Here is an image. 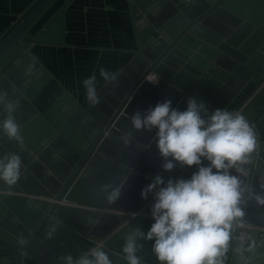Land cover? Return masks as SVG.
I'll use <instances>...</instances> for the list:
<instances>
[{
	"label": "water",
	"instance_id": "obj_1",
	"mask_svg": "<svg viewBox=\"0 0 264 264\" xmlns=\"http://www.w3.org/2000/svg\"><path fill=\"white\" fill-rule=\"evenodd\" d=\"M53 2L40 0L26 14L29 5L0 41V92L18 101L14 116L23 137L20 145L0 131V157L17 153L23 163L16 185L0 182V264H20L23 255L41 264H51L61 254L76 258L109 233L113 237L101 248L113 264H126L125 236L136 227L147 233L154 223V201L144 211L146 218L125 214L137 213L153 197L150 193L143 199L141 191L157 174L167 182L184 168L177 164L164 171L153 140L156 129L135 132L130 116L137 111L143 115L165 100L184 111L189 97L204 101L209 112L224 109L253 78H264V0H133L138 51L117 73L121 88L108 83L100 89L96 107L77 104L26 49L28 30ZM53 27L37 41L46 42ZM150 74L162 80V87L148 80ZM4 115L0 107V120ZM252 126L261 143L242 179L254 192L264 193V112ZM129 131L134 139L125 147L121 136ZM197 170L192 166L181 178L190 179ZM103 184H124L115 204L106 203ZM54 225L55 234L48 239ZM243 226L257 243L247 264H264V206L250 199ZM241 233L236 228L232 233L225 264H240L248 252L238 241ZM21 238L27 244L21 246ZM139 243L143 264H159L154 240Z\"/></svg>",
	"mask_w": 264,
	"mask_h": 264
},
{
	"label": "clouds",
	"instance_id": "obj_2",
	"mask_svg": "<svg viewBox=\"0 0 264 264\" xmlns=\"http://www.w3.org/2000/svg\"><path fill=\"white\" fill-rule=\"evenodd\" d=\"M99 77L106 83L118 84V74L103 67L99 69ZM82 84L86 102L98 106L101 99L97 74L94 72ZM0 107L5 114L0 120V131L9 141L23 145L21 126L14 116L18 101L0 92ZM130 123L135 132L156 129L153 140L164 161V171H172L177 164L196 166L198 170L190 179L170 178L167 182L157 174L142 189L143 199L153 194L150 214L154 223L147 233L136 227L125 236L122 258L126 264H143L138 255L143 250L141 240H154L152 252L159 264H225L232 233L236 227L243 226L248 201L252 199L258 206H264V193L254 192L242 179L248 174L245 166L260 147L253 126L241 111L216 108L209 112L206 103L195 97L188 98L184 111L173 108L171 100H165L143 115L137 111L130 116ZM133 139L132 131L121 136L125 147H130ZM204 160L209 163L204 165ZM22 166L17 153L0 157V182L16 185L22 177ZM124 184L101 185L107 204L118 201ZM138 215L130 214L131 219ZM55 231L54 225L47 238L52 239ZM19 243L23 246L27 240L21 238ZM255 247L253 242L248 251ZM58 259L60 264H113L108 252L99 246L90 247L76 258L61 254Z\"/></svg>",
	"mask_w": 264,
	"mask_h": 264
},
{
	"label": "crops",
	"instance_id": "obj_3",
	"mask_svg": "<svg viewBox=\"0 0 264 264\" xmlns=\"http://www.w3.org/2000/svg\"><path fill=\"white\" fill-rule=\"evenodd\" d=\"M39 1L0 0V41L5 39L8 33L14 29L24 10L33 4L30 10L26 12L27 14ZM132 1L54 0L28 30L31 41L26 49L64 91L83 107H87L89 104L86 102V93L82 81L95 72L99 94L100 89L108 84L99 77V69L103 67L111 72L119 73L127 67L138 51L136 29L131 11ZM50 25H54V27L48 31L47 41H37V38ZM258 78L260 81H258ZM253 79L251 81L255 82V88H249L251 82L248 83L245 86L246 89L243 88L246 92L244 90L243 95L237 94V97L239 95L241 97L239 99H247L245 97L249 92H252V95L259 92L257 91L258 86L264 79L261 80V77L258 76ZM151 83L156 85V82ZM162 85L163 82H161V87ZM115 88H121V84L119 82L118 84L115 83ZM109 92L116 95L114 90H109ZM260 92L258 93V96H260L257 104L261 111L259 110L260 115L258 118L264 112V92L261 94ZM238 102H241V100H238ZM226 109L231 111L229 106ZM98 111L100 114H104L102 109ZM68 205L70 206V203ZM112 213L118 216L123 215L122 212ZM240 240L238 241L241 243ZM242 242L249 248L255 241L243 233ZM255 244L257 246L256 242ZM252 252L248 251L244 254L240 264H247L246 261L252 255ZM58 260L53 259L55 264H58ZM53 261L51 264H53ZM20 264L41 263L23 255Z\"/></svg>",
	"mask_w": 264,
	"mask_h": 264
},
{
	"label": "rangeland",
	"instance_id": "obj_4",
	"mask_svg": "<svg viewBox=\"0 0 264 264\" xmlns=\"http://www.w3.org/2000/svg\"><path fill=\"white\" fill-rule=\"evenodd\" d=\"M158 78V77H157ZM259 79V78H258ZM264 78H262L261 77V80H263ZM254 79H252V81H253ZM252 81H250L251 82V86H249V88H255V82H252ZM258 81H260V79L258 80ZM161 82H162V80L161 79H159L158 78V82L156 83V85L157 86H161ZM249 82V83H250ZM248 88V89H249ZM246 89V88H245ZM245 89H243L242 90V92L241 93H239L240 95H243L242 93H243V91L245 90ZM257 91H261L260 92V94L262 93V92H264V81L261 83L260 82V84H259V86H258V90ZM245 92H246V90H245ZM248 92V91H247ZM259 92H257L255 95H252V92L249 94V93H247L248 95H247V97H245V98H247V99H239V98H241L240 97V95L237 97H235V98H232L230 101H229V103H228V106L231 108V111H237V110H239V111H241L242 113H243V115L246 117V119L248 120V122L252 125L254 122H255V120H256V118H258V116L260 115V111H261V108H259V106H258V97L260 96H258V93ZM246 96V95H245ZM238 100H241V102H238ZM230 104V105H229ZM258 106V107H257ZM209 107V106H208ZM210 108V107H209ZM260 110V111H259ZM228 111H230V109H228ZM185 174V173H184ZM183 176V175H182ZM181 176V177H182ZM180 177V178H181ZM174 180L175 179H179V177L177 178V175L173 178ZM152 201H154V197H152L150 200H148V201H146L145 203H143V205L144 204H148V203H150V202H152ZM143 205L142 206H140V207H138L137 209H136V211L138 212V211H145L146 209L145 208H143ZM70 206H76L75 204L73 205V204H70ZM148 207H149V205H148ZM128 218V217H127ZM112 234V233H111ZM114 234V233H113ZM112 237H113V235H112ZM109 241H110V239H108L106 242H107V244L109 243ZM97 242V241H96ZM106 245V244H105ZM53 264H55V262L53 261Z\"/></svg>",
	"mask_w": 264,
	"mask_h": 264
},
{
	"label": "built area",
	"instance_id": "obj_5",
	"mask_svg": "<svg viewBox=\"0 0 264 264\" xmlns=\"http://www.w3.org/2000/svg\"><path fill=\"white\" fill-rule=\"evenodd\" d=\"M148 78H150V80H153V81H156V83L158 82V78H157V76L155 75V74H150L149 76H148ZM155 83V84H156ZM257 142H258V144L260 145V143H261V140L260 139H258L257 138ZM189 169V167H184V168H182L181 169V171L177 174V178L179 177H181L182 175H184V173L187 171ZM153 202V201H152ZM152 202H150V203H148V204H144L143 205V208H147L148 207V205L150 206L151 204H152ZM60 203H64V202H60ZM137 213H139V215L138 216H140V217H148V216H146L145 214H144V212L143 211H138ZM130 214L131 213H127L126 215L128 216V219H131V216H130ZM244 227L245 226H238V227H236V229H239L241 232H244ZM112 235H114L113 233L111 234V233H109L106 237H104L103 239H101V240H98L97 242H94V246H99V247H106L108 244H107V240L108 239H111L112 238ZM106 244V245H105Z\"/></svg>",
	"mask_w": 264,
	"mask_h": 264
},
{
	"label": "bare ground",
	"instance_id": "obj_6",
	"mask_svg": "<svg viewBox=\"0 0 264 264\" xmlns=\"http://www.w3.org/2000/svg\"><path fill=\"white\" fill-rule=\"evenodd\" d=\"M148 80H150V78H148ZM152 81H153V80H152ZM61 204H62V203H61ZM125 215H126V214H125ZM125 215H121V216H125ZM117 216H118V215H117ZM121 216H119V217H121ZM126 217H128V216H126ZM137 217H140V216H137ZM243 233H245V232H242V233H241V237H240V238H241L240 241H241L242 244H244V243L242 242V234H243ZM245 234H246V233H245Z\"/></svg>",
	"mask_w": 264,
	"mask_h": 264
}]
</instances>
